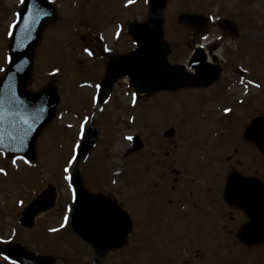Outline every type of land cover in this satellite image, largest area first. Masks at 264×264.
<instances>
[{
	"label": "rangeland",
	"instance_id": "obj_1",
	"mask_svg": "<svg viewBox=\"0 0 264 264\" xmlns=\"http://www.w3.org/2000/svg\"><path fill=\"white\" fill-rule=\"evenodd\" d=\"M205 2L214 14L239 11L244 43L227 39L224 48L248 64L255 78L245 85L251 100L243 104L242 111L256 109L264 115V0H167L159 12L160 38L169 41L171 59L180 58L189 36L175 18L182 10L206 9ZM19 3L0 0V66L5 68L10 23ZM54 5L59 7L61 20L43 30L28 88L41 89L55 73L59 103L53 121L36 141L32 163L0 155L4 170L0 172V241L50 256L53 264H94L95 250L73 234L70 220L61 227L65 210L73 207L63 168L72 148L82 141L77 137L85 117V129L89 126L96 107L94 86L106 74L102 61L112 57L108 49L114 51L113 56L129 53L134 44L125 32L127 22L145 21L149 9L144 0H54ZM242 91L239 87L237 96ZM176 92L159 89L149 95L137 94L123 77L96 114L94 145L77 169L84 188L127 211L133 227L125 246L107 251L102 264H264V244L248 247L236 235L245 222L243 215L228 219L221 201L209 202L222 151L235 153L233 146L240 140L232 132L238 135L241 125L234 129L230 115H219L217 125L222 131H213L214 106L192 101L194 92ZM169 127L174 135L168 142L162 133ZM134 135L143 146L131 151V140L126 137ZM174 169L180 173L174 174ZM48 183L55 186L54 206L37 214L31 229L20 226L22 208ZM0 264L13 263L0 257Z\"/></svg>",
	"mask_w": 264,
	"mask_h": 264
},
{
	"label": "water",
	"instance_id": "obj_2",
	"mask_svg": "<svg viewBox=\"0 0 264 264\" xmlns=\"http://www.w3.org/2000/svg\"><path fill=\"white\" fill-rule=\"evenodd\" d=\"M165 0H151V12L148 24H129V32L137 40V48L128 56L114 59L111 65V73L103 83L101 97L105 96L111 89L114 81L122 75H128L131 82L140 91H152L160 86L159 79H166L163 71L162 58L165 53L164 45L158 41L160 27L158 14ZM47 13V15H43ZM190 14L182 13L178 22L190 24ZM56 19L54 9L44 0H26L21 8L18 20L15 24L9 50L11 63L5 74L0 79V139L4 145L19 143L24 138L23 150L15 153L9 152L6 147L0 150L9 155L20 153L29 159L34 158V144L41 129L51 120L57 97L52 81L40 92L32 93L26 90V83L31 75V63L33 50L40 40L42 28ZM19 69V70H17ZM22 101L24 107L13 105L11 99ZM40 109H43L40 111ZM24 121H28L25 124ZM252 123V122H251ZM254 123L264 126V118H256ZM253 124V123H252ZM30 129L25 135V130ZM251 126V125H250ZM249 126V127H250ZM93 135L94 130L90 129ZM257 142V141H256ZM92 144V137L86 138L79 157L85 154ZM138 139L134 140V149L140 147ZM259 145V141L257 142ZM72 182L76 187L78 198L74 211L76 215L72 218L74 230L85 240L92 242L97 247V260H99L105 249L110 246H119L125 242V235L130 229L128 216L121 211L112 201L103 196L91 195L81 185L77 170L73 171ZM243 184V190L247 186L255 185L254 194L248 204L235 203L249 216V221L241 228L239 238L245 244L253 245L264 242V185L248 179H239ZM54 188L48 186L43 191L42 198L38 197L22 212L20 218L24 226H32L33 216L41 210L52 206L54 201ZM0 252L13 257L23 264H31L26 257H33L18 245L0 246ZM51 258L39 257L35 264H51Z\"/></svg>",
	"mask_w": 264,
	"mask_h": 264
},
{
	"label": "flooded vegetation",
	"instance_id": "obj_3",
	"mask_svg": "<svg viewBox=\"0 0 264 264\" xmlns=\"http://www.w3.org/2000/svg\"><path fill=\"white\" fill-rule=\"evenodd\" d=\"M223 17L233 20L234 25L237 26L238 22H236V19L238 17V14L234 10L232 12H230L228 15H225ZM214 26L217 28L219 27V26H216V24H214ZM210 28L208 31L209 35L213 32ZM237 28H238V26H237ZM220 30L223 33L227 34L222 29H220ZM196 35H197L196 33H192V34L190 33V37L186 41L183 42V49L181 50L182 56L180 58H178L177 60L171 59L172 52H171V50L169 51V54L167 56V61L169 64H172V65L181 64V65H184L187 67V59H188L192 49L197 45L196 44V41H197ZM212 40H213V38L211 37L210 42H208V45L204 48V52L209 57L212 53V52H210V49L211 48H213L212 50L215 49L214 52L217 55H219V57H220L218 63L220 64L222 70H221V75L212 82L211 86L206 87V89H208L210 91V94L212 93V91L219 92L221 90H225L231 81L232 82L236 81L237 78L239 77V72H238L237 67H236V62H238V64L241 63L240 60H238V59L236 61V60H232V59H229L226 56H224L225 50L223 47L220 46L221 42H219V41L218 42H211ZM199 41H201V40H199ZM175 46H177V45L175 44ZM173 57L174 56H172V58ZM181 58H182V60H181ZM209 59H210V57H209ZM215 64H217V63H215ZM182 73L185 75H188L187 76L188 83L198 82V80L196 79L197 76H196L195 71H192V70L186 68V70H183ZM242 78H243V76H242ZM190 88L191 87H186L185 90L190 89ZM195 88H201V87H195ZM237 97H236V101L229 100L226 105H225V103L228 99H225V101H222V105L224 107L232 108V113L230 114V118L232 117L234 129H236L239 125H241V128L238 131L239 134L238 135L234 134L233 133L234 130H233L232 135L235 137L237 136L242 143L237 139L239 141V143L234 144L236 147L232 145L235 148V149L233 148L235 151V153H233V154H231V153L228 154L227 152H226V154H223V151H222V157L220 159L221 161L219 162V164L216 163L219 165V170L216 172L214 185L211 184V186H215L216 190L213 188L212 193L210 192L209 202L210 203L213 201L216 202V200L221 201V203L224 205V209H225V207L227 208L226 209L227 211L224 214V216H227L228 219L232 220V219H235L236 216H239V215L242 216L243 215V217L246 220V216L243 213V211L238 209L236 206L231 205L228 201L224 200V197H223L224 189H225V185H226L227 180H228L230 175L233 178H236L237 176L241 175L245 178H254V179H258V180L264 182V155L262 154V152L264 153V145H263V149L260 150L258 148V146H256L252 142V140H249L248 138L244 137L243 132H244L246 124L252 118L259 116L260 111H258V110L255 111L256 109L253 111H250V110L249 111H245V110L242 111V109H243L242 106L245 102L243 101V99H241V98L238 99ZM248 108H250V107H248ZM240 112H241V114H240ZM252 113H254V114H252ZM238 120H240L242 123L237 124ZM259 137H260V135L256 134L254 138L257 139ZM235 184H236V182H235ZM235 186H237V184ZM213 195H215V198H212ZM229 199L231 201H233V193L231 194ZM237 231H238V229H237Z\"/></svg>",
	"mask_w": 264,
	"mask_h": 264
},
{
	"label": "snow or ice",
	"instance_id": "obj_4",
	"mask_svg": "<svg viewBox=\"0 0 264 264\" xmlns=\"http://www.w3.org/2000/svg\"><path fill=\"white\" fill-rule=\"evenodd\" d=\"M21 3H24V0H20ZM43 15H47V13H43ZM9 35H12L11 31L9 32ZM206 39V38H205ZM85 51H88L87 49H85ZM89 55H92V53L89 51L88 52ZM6 62L7 63H11V58H6ZM19 70V69H17ZM0 72H5V69L4 68H0ZM251 83V82H249ZM257 87H259V85H256ZM96 88L99 89L100 88V85H96ZM11 103L13 105H18L20 107H24V104L22 101H19L17 99H15L14 97L11 99ZM43 109H40V111H42ZM229 109H225V112H228ZM25 124H28V121H24ZM87 123V117L84 118V122H82L80 124V127H79V132H78V140H82L84 139V136H85V124ZM31 125H28V129L25 130V135L27 134V131L30 129ZM69 127H71V125H69ZM127 139H132V137H126ZM23 145H24V138L21 137L19 139V143H14L12 145H4L3 143V140L0 139V147H6L7 150L9 152H12V153H15V152H18V151H22L23 150ZM80 148V144H76L73 148H72V151L70 153V158L67 159L66 161V166L63 168V180L64 181H69V184H68V188L70 190H72V203L73 204H77L78 202V198H77V195L75 193V190L72 188V183H71V180H72V176L70 175V172L73 170V165L74 163L76 162V159H77V156H76V152L77 150ZM0 155H3V153H0ZM16 159H21V160H24V163L27 164L29 163V161L27 159H24L23 156H18L16 157ZM16 159H13V165H15L16 163ZM0 172H4L3 169H0ZM6 175V173H4ZM37 197H41L42 198V194H39ZM21 204L23 203L22 201L20 202ZM76 215V212L74 211L73 207L72 206H69L66 210H65V213H64V216H63V220H64V223L61 225V227H64L65 225L68 224L69 220H70V216L72 218H74ZM52 231H56L55 229H53ZM4 243H7V241H3ZM5 259H7V257H5Z\"/></svg>",
	"mask_w": 264,
	"mask_h": 264
}]
</instances>
